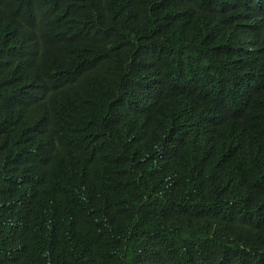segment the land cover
<instances>
[{
	"label": "trees",
	"instance_id": "trees-1",
	"mask_svg": "<svg viewBox=\"0 0 264 264\" xmlns=\"http://www.w3.org/2000/svg\"><path fill=\"white\" fill-rule=\"evenodd\" d=\"M260 17L264 0H0V264H264V74L244 54L264 36L237 31ZM131 87L127 110L99 103Z\"/></svg>",
	"mask_w": 264,
	"mask_h": 264
},
{
	"label": "clouds",
	"instance_id": "clouds-1",
	"mask_svg": "<svg viewBox=\"0 0 264 264\" xmlns=\"http://www.w3.org/2000/svg\"><path fill=\"white\" fill-rule=\"evenodd\" d=\"M237 31H238L239 36L243 40L262 37V36H264V18L260 17L256 20L243 21V22L237 24ZM101 34H102V32L100 33V35H98V37H100ZM98 37L95 39V41H92L91 43H89V45H86L83 48L84 52H86L87 54H93V51L89 47L94 45V43L97 41ZM244 54L254 55L256 67L264 74V50L261 49L260 47L247 45V48L244 51ZM19 56H20V54L17 51H10L5 58V62L9 65H16L19 62ZM58 58H60V57H58ZM41 62L45 63L46 59L45 58L41 59ZM86 62H82V63L85 65ZM62 63L64 66V74H65L66 78L69 79L70 83H72L73 71L68 65L65 64L64 61ZM59 80H60V78H58V80L54 83V85L51 86V92H52L53 96L49 101L63 100L66 97H68L70 92H71V88L68 89V91H63L62 90L63 85L59 84ZM131 89H132L131 95L128 98H122V97H119L118 95L114 94L111 90H107L106 88H102L101 93H99V99H98L99 103H101L102 97L104 95H106L109 98L112 111L117 112V111L127 110L130 107V105L133 101V98H134V90L132 87H131ZM222 99H223V93H221L215 97L211 96L209 94V100H211L214 103V105L219 103ZM254 104L255 105H257V104L262 105L261 102L258 100L254 101ZM232 107H233V109H235L233 104H232ZM176 122L177 121H172V122L168 123V128ZM8 224L11 226L16 225V224H20V219H18L16 221L13 217H9ZM147 246L154 253L155 247H156L154 242H150V243L148 242ZM144 257L145 256L140 251H138L131 258V260L140 259V258H144ZM116 264H125V263H116Z\"/></svg>",
	"mask_w": 264,
	"mask_h": 264
}]
</instances>
